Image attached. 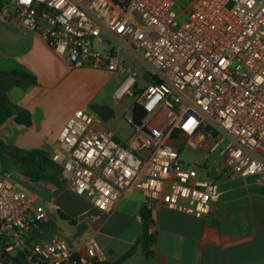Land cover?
<instances>
[{
    "label": "built area",
    "instance_id": "obj_1",
    "mask_svg": "<svg viewBox=\"0 0 264 264\" xmlns=\"http://www.w3.org/2000/svg\"><path fill=\"white\" fill-rule=\"evenodd\" d=\"M1 1V24L39 34L71 68L125 75L117 103L141 84L146 117L138 127L126 118V143L79 108L53 146L64 187L100 214L111 216L137 191L147 209L206 218L224 179H264V0ZM185 151L196 155L192 164ZM48 220L12 173L3 174L0 264L105 261L94 237L79 251L40 236ZM148 233L155 236L153 222Z\"/></svg>",
    "mask_w": 264,
    "mask_h": 264
},
{
    "label": "crops",
    "instance_id": "obj_2",
    "mask_svg": "<svg viewBox=\"0 0 264 264\" xmlns=\"http://www.w3.org/2000/svg\"><path fill=\"white\" fill-rule=\"evenodd\" d=\"M82 71L103 70L73 69L39 34L0 23V100L13 111V116L0 126V143L33 153L29 162L34 163V167L28 168L10 153H4L0 158V175L12 170L16 185L47 210L49 220L41 225L40 236L57 235L66 239L71 249L79 251L87 237H94L105 260L115 264L140 236L143 195L131 193L111 216L100 214L91 205L88 212L72 216L67 214L72 212L68 206L60 202L61 192L67 188L29 176L32 172L54 179L53 169L41 170L43 165L54 164L41 162V158L51 162L53 146L69 116L79 108H88L70 101V93L64 88L72 75ZM14 73L27 74L36 83L26 86V81ZM19 111L29 113L30 126L15 122ZM19 173L22 178L17 177ZM59 212L75 223L61 219ZM151 216L156 231L151 256L146 257L142 246L137 245L134 254L121 264H264L263 178L224 179L222 194L209 217L195 218L159 206L151 209ZM54 219L62 232H52L50 223Z\"/></svg>",
    "mask_w": 264,
    "mask_h": 264
},
{
    "label": "rangeland",
    "instance_id": "obj_3",
    "mask_svg": "<svg viewBox=\"0 0 264 264\" xmlns=\"http://www.w3.org/2000/svg\"><path fill=\"white\" fill-rule=\"evenodd\" d=\"M190 3L191 0L186 1V5ZM124 78L125 75L123 74L115 75L105 71H82L72 75L65 82L64 88L70 93V101L77 103L79 106L86 104L90 110H98L104 116L108 114V111H111L114 114L113 119L106 124L116 132L119 139L125 141L131 137L133 132L132 129L127 126L125 120L128 117L131 118L134 106L138 104V99L141 95V84H136L133 90V96L117 103L113 98V92L121 85ZM181 158L185 163L189 162L192 164V161L196 159V155L185 151ZM50 169L55 171L56 175H54V178L62 184V176L58 171L59 169L54 165H43L41 168L43 172L46 170L49 171ZM19 174L20 175H17V177L22 178L23 174ZM60 202L68 206L72 212L67 214L72 216L79 212H88L92 208L83 198L73 194L69 189L61 192ZM59 223L66 226L65 223ZM50 227L52 232H62L55 219L51 221ZM69 229L74 231L72 228ZM81 232L82 231L79 233Z\"/></svg>",
    "mask_w": 264,
    "mask_h": 264
},
{
    "label": "trees",
    "instance_id": "obj_4",
    "mask_svg": "<svg viewBox=\"0 0 264 264\" xmlns=\"http://www.w3.org/2000/svg\"><path fill=\"white\" fill-rule=\"evenodd\" d=\"M1 8H2V1L0 0V11H1ZM14 74L16 76L24 79L26 81V86L33 85V84L36 83L34 78L30 77L27 74H23V73H14ZM27 81H29V82L27 83ZM91 111L94 112L96 115H98L105 122H109L110 120L113 119V116H114V114L111 111L110 112L108 111V114L105 115V116L102 113H100L98 110L91 109ZM132 115H133V124H134V126L138 127V126H140L143 123V120L146 117V112L143 110V108L141 106L136 104L134 106ZM12 116H13V111L9 108L7 103L5 101L0 100V126L2 124H4L7 120H9ZM14 120H15L16 123L24 124L26 126H30V124H31V118H30L29 113H27V112L21 113L19 111L18 115L15 117ZM4 153H10L16 160L22 162L28 168L34 167L33 166L34 163L33 162H29L30 157H33V153H31V152H23V151L16 150V149H10V148H7L3 144L0 143V158L3 157ZM41 159H42L41 162L53 163L52 161L51 162L48 161L46 158H41ZM59 171H60V174H61L62 170L60 168H59ZM4 173H6V172H4ZM4 173H2L0 175V177ZM29 176H30V178L32 180H35V181L55 182L58 186H63L64 187V183L61 184L55 178L51 179V178H49V177H47V176H45L43 174H40V173L32 174V172H29ZM141 215H142L141 216L142 217V230H141L140 236L138 237V239L136 241V245L133 246L131 248V250L126 255L121 257L115 264H121L122 262L127 260L131 255H133L135 250H136V246L137 245H141L142 246L144 254L146 255V257L151 256V254H152L151 246L154 243V237H152L148 233L149 224L151 222H153L152 216H151V209H147V208L144 207L142 209V211H141ZM59 217L61 219H63V220L69 221L71 224L75 223L74 220H72L69 216L65 215L64 213L59 212ZM95 264H110V263H108L105 260V261H102V262L98 261Z\"/></svg>",
    "mask_w": 264,
    "mask_h": 264
},
{
    "label": "bare ground",
    "instance_id": "obj_5",
    "mask_svg": "<svg viewBox=\"0 0 264 264\" xmlns=\"http://www.w3.org/2000/svg\"><path fill=\"white\" fill-rule=\"evenodd\" d=\"M125 86H126V85H125ZM125 86H123V87H125ZM122 89H123V88H122ZM122 89H121V91H123Z\"/></svg>",
    "mask_w": 264,
    "mask_h": 264
}]
</instances>
